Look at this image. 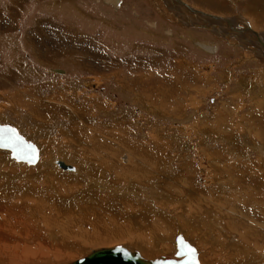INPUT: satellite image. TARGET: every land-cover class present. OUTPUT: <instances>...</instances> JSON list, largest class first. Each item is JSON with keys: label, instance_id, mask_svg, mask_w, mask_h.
I'll return each mask as SVG.
<instances>
[{"label": "rangeland", "instance_id": "obj_1", "mask_svg": "<svg viewBox=\"0 0 264 264\" xmlns=\"http://www.w3.org/2000/svg\"><path fill=\"white\" fill-rule=\"evenodd\" d=\"M182 1L238 27L248 21L264 41V0ZM168 3L119 0L114 8L103 0H0V124L33 142L42 162L18 164L0 151V191L7 192L0 203L11 208L12 221L19 216L27 239L37 234L0 243V264H60L115 245L140 250L145 259L168 256L174 246L167 232L175 228L171 239L186 236L185 224L197 213L207 222L221 218L213 233L222 244L240 239L232 225H255L250 215L264 226V189L255 192L252 181L236 177L245 182L240 186L214 164L264 160L261 46L240 31L244 26L225 37L186 26ZM201 20L191 24L208 23ZM197 41L213 44L214 53ZM242 154L248 160H239ZM52 158L77 173L55 169ZM230 215L238 216L232 225ZM164 220L170 229L159 228ZM45 230L55 245L69 235L72 246L52 263L30 253L47 243ZM197 233L187 238L203 260L208 246ZM218 246L210 259L228 262ZM20 251L28 257L17 263Z\"/></svg>", "mask_w": 264, "mask_h": 264}, {"label": "bare ground", "instance_id": "obj_2", "mask_svg": "<svg viewBox=\"0 0 264 264\" xmlns=\"http://www.w3.org/2000/svg\"><path fill=\"white\" fill-rule=\"evenodd\" d=\"M112 1V2H111ZM170 3H168L169 5V7H171V10L172 11H174V12H176L177 13V15H176V17L179 19V21L182 23V24H186V26L187 25H189L190 27H193V28H201V29H206V30H209L210 32H213V31H215L216 32V34H218V35H222V36H229L230 35V33L233 31V30H235V29H237V28H240V27H243V26H239L238 27V25L237 24H234V23H232L231 21H227L226 19H223V18H220V17H216V16H213V15H211V14H207V13H205V12H201V11H198V10H195V9H193V8H191L190 6H188V5H186L185 3H183V1L182 0H168ZM254 1V0H253ZM256 1V0H255ZM103 2L106 4V3H108V4H113L114 5V8L115 7H117L118 5H119V2H118V5L116 6L115 5V2L113 1V0H103ZM109 2H111V3H109ZM256 2H258V1H256ZM167 4V3H166ZM252 4V3H251ZM256 4V3H255ZM253 5H254V3H253ZM170 10V9H169ZM186 12H189L190 13V15H188ZM193 17H198L199 19L201 18V19H203L204 18V20H201L202 22H208V23H205V24H198V25H192L191 24V21H192V18ZM258 19V18H257ZM207 20V21H206ZM193 22V21H192ZM258 22H260V21H258ZM197 24V23H196ZM228 25L229 26H231V27H228ZM152 27H154V24H152L151 25ZM235 31H239V30H235ZM241 32H247V33H249L251 36L253 35V37H254V39L260 44V46H261V53H262V55L264 56V51H263V48H264V41L262 40V38L260 37V34L258 33V32H255V31H253L250 27H249V25H245L241 30H240ZM213 34H215V33H213ZM196 47H198L199 49H201L203 52H206V53H208V54H212V53H214V51H215V48H214V45L213 44H209V43H206V42H203V43H201V42H196V43H193ZM250 50V49H249ZM259 106L261 107V108H258L259 109V111L262 113V111H264V106L262 105L261 106V104H259ZM259 112V113H260ZM254 125L255 124H257V122L256 121H253L252 122ZM15 130L17 131V129L15 128ZM264 131V130H263ZM17 133H19L20 134V132H18L17 131ZM21 135V134H20ZM22 136V135H21ZM23 137V136H22ZM25 138V137H24ZM257 140V139H256ZM33 143V142H32ZM103 143V142H102ZM256 143V142H255ZM261 145V144H260ZM36 146V145H35ZM37 147V146H36ZM105 147V146H104ZM255 148H257V149H259V150H261L260 148V146L259 145H256L255 146ZM264 148V147H263ZM37 149H38V152H37V161L34 163V164H32V165H26V166H38L39 164H42V162H41V155H40V150H39V148L37 147ZM0 151H2V152H7L8 153V151H6L5 149H0ZM238 152V151H237ZM239 154V153H238ZM261 154H263V151L261 152ZM242 156H243V154H242ZM11 159V158H10ZM54 159H57V158H52L51 159V161H49V164L51 163V165L55 168V169H60V168H58L56 165H54ZM238 159L239 160H243V161H245L246 159L248 160V158L247 157H245V156H243V157H238ZM11 160H13V159H11ZM15 163H18V164H22L21 162H18V161H15V160H13ZM61 161H63L62 159H61ZM261 161H262V164H263V166H264V160H263V158H261ZM247 162H249V161H247ZM255 162V161H254ZM260 162V161H259ZM63 163L67 166V167H64V169H61V170H65L66 172L67 171H69V172H75L76 171V169L75 168H73V167H71L72 169H69V165H68V163L66 162V161H63ZM24 164V163H23ZM215 165H217L219 168H225V169H227V171H228V176H230V175H232L233 177H232V179L231 180H233V182H237V183H240V186L242 185L243 186V184H245V180H248V181H252V183H253V186L251 187L252 188V190H254L255 192H260V193H262L263 192V189H264V171H263V169L260 167L261 165H257V164H251V163H249V164H244L243 162L242 163H240V164H234V166H221V165H218V163H214ZM53 167H52V169H53ZM222 168H221V170H222ZM230 169V170H229ZM54 170V169H53ZM76 173H77V171H76ZM236 177H238V178H240L241 180L243 179L244 181H237V180H235V178ZM261 180V181H260ZM224 181V180H223ZM98 187V186H97ZM245 187V186H244ZM31 189V188H30ZM247 189V188H246ZM2 190V189H1ZM125 190H127V189H125ZM218 190V189H217ZM226 190V189H225ZM237 190V189H236ZM130 191V190H129ZM1 192V191H0ZM181 192V191H180ZM219 192V191H218ZM2 193V197L4 198V199H6L7 198V192H5V191H3V192H1ZM132 193V192H131ZM221 194V193H220ZM218 195V194H217ZM224 195H225V193H224ZM250 196V195H249ZM255 198V197H254ZM258 198V197H257ZM20 199V198H19ZM176 200V199H175ZM207 200V199H206ZM242 200V199H241ZM262 200H263V197H261L260 198V201L262 202ZM217 201V200H216ZM264 201V200H263ZM60 202V201H59ZM58 202V203H59ZM200 202V201H199ZM210 202V201H209ZM209 202H206V204L208 203L209 204ZM51 203V202H50ZM201 203H202V201H201ZM1 204V203H0ZM3 204V203H2ZM0 205V209H2V210H4V212L3 213H1L0 212V216H2L3 217V220H4V222L3 221H0V243H3L5 240H8V241H11V240H15V241H18V242H20V243H22V242H24L25 240L26 241H29V240H31V239H33V238H35L36 237V235L34 236L33 234H32V237L33 238H30V239H27V237L25 236V231L26 230H24V227H22L21 225L23 224L21 221H17V219L19 218V216H15L14 218H15V220L14 221H12V219L9 217V216H7V214H9L8 213V211L9 210H11V208L9 207V206H5V205ZM55 205V204H54ZM57 206V205H56ZM184 207V206H183ZM197 207V206H196ZM200 207H201V205H200ZM203 207H205V205H203L202 204V209H206V208H203ZM190 208H192V207H190ZM201 208H197V211H199V212H202V213H204V211H202V209ZM14 209V208H13ZM192 209H194V207L192 208ZM251 210V209H250ZM13 211V210H12ZM193 211V210H192ZM181 212V211H180ZM179 212V217H180V219H184V216H182V214ZM206 212V211H205ZM261 212H263L264 213V211H261ZM14 213V212H13ZM178 213V212H177ZM197 213V212H196ZM257 214H259V212H256ZM17 214H22V213H20V212H17ZM198 215L197 216H195V214L193 215V214H191V217L190 218H188V222H189V225H190V227H188L187 228V224H185V233H186V236H184V235H182V233L181 232H178V230H177V232L178 233H180L181 234V236L183 237V239H185V240H187L188 241V243L189 244H191V246L194 248V246H193V240H191V239H188V238H190V237H192L191 236V234H194L195 232H198L197 234H198V237H200L201 239L200 240H198V241H200V244L202 243H205L207 246H208V248H207V251H205L204 252V255L206 254L207 256H206V259H204L205 258V256H204V258H203V260L202 259H200L199 258V252H198V250H196V248H194V250H195V254H196V260H197V263L198 264H200L199 263V260H198V258L200 259V260H202L203 261V264H227L228 262L229 263H231V264H264V246L262 245L263 244V241H264V226L263 227H261V225L259 224V225H257V223H256V221H254V218H253V215H250V220L252 221V222H254L255 223V225L254 226H246V225H244V226H241V225H232L233 224V222H234V220L238 217V216H236V215H230L229 216V219H230V225H232V232L233 233H235V235L238 237H240V241H242V242H244V243H248V245H246L245 246V244L244 243H240V242H238L239 240L237 239V241L235 240V238H234V236H231L229 239H228V243H224V244H222V243H219L217 240H216V238H215V234L213 233V229H215L216 227H218L217 226V224L219 225V222H216V220H218V219H221L220 217H217L215 214H212V216L213 215H215L216 216V218H214V216L212 217V218H210L209 217V221L207 222V220H203V219H200L199 220V217H200V215H199V213H197ZM177 215V216H178ZM189 215V214H188ZM203 215H205V214H203ZM207 215H210V214H207ZM6 216V217H5ZM261 217H262V219L264 220V214H261ZM134 219V218H133ZM153 220H155V219H153ZM173 220H174V218H173ZM162 221V220H161ZM136 222V221H135ZM134 222V223H135ZM220 222H222V220H220ZM262 222V221H261ZM175 223H176V225H177V227H179L181 224H182V222H178V220H175ZM183 223H186L184 220H183ZM260 223V222H259ZM263 223V222H262ZM261 223V224H262ZM200 224H202L203 225V228L204 229H202L201 227L200 228H197V227H199V225ZM158 225L160 226L159 228L160 229H165L166 230V227H167V229H170V224L168 223V222H166V220H164L163 222H159L158 221ZM188 225V226H189ZM229 225V226H230ZM59 226V225H58ZM221 226V225H220ZM261 227V228H260ZM220 228V227H219ZM46 229H49V227H47ZM147 229V228H146ZM143 230H144V228H143ZM171 231H168L167 232V237H169L168 239L169 240H171V242H170V244L172 245L173 244V246H174V243H173V239H171L172 238V236L174 235V230H175V228L174 229H170ZM173 230V231H172ZM147 231V230H146ZM15 232V233H14ZM45 234L43 235L44 236V238H45V240L47 241V243H45V244H38V243H36V245H37V247L36 248H32V251L30 252L33 256L32 257H35V258H38V260H40V259H42V258H44L45 260H47V261H50V263H52V260H53V258L54 257H56V258H58V257H60V256H63L62 254H65L64 252L62 253L61 252V250L63 249V248H65V249H68V248H72V246L71 245H69L68 246V244L67 243H70L68 240H69V235L68 236H66L65 238L64 237H62L61 239H60V243H57L56 245H55V235L53 234V233H51V232H47V230H45ZM149 232H151L150 231V229H149ZM171 232V233H170ZM8 233H10V234H13V235H15V236H11L10 234H8ZM118 233V232H117ZM170 233V234H169ZM150 234V233H149ZM154 234V233H153ZM201 234V236H199ZM144 235H146V234H144ZM228 235V234H227ZM230 235V234H229ZM46 236V237H45ZM121 237V234H118V237L117 236H115V237H113V238H120ZM125 237V236H124ZM165 237V236H164ZM188 237V238H187ZM238 237V238H239ZM42 238V237H41ZM40 238V239H41ZM66 238H68V240H66ZM109 238H112V237H109ZM123 238V237H122ZM144 238V237H143ZM193 238V237H192ZM129 239V238H128ZM136 239V238H135ZM140 239V238H139ZM194 240H196V238H193ZM198 239V238H197ZM243 239V240H242ZM151 239H149V241H150ZM156 241V242H159L160 240H162L161 238H159L158 236L157 237H154L153 236V239H152V241ZM43 243H44V241H43ZM51 244V245H50ZM65 244H67V245H65ZM142 245H143V243H141ZM140 244V245H141ZM150 244H151V242H150ZM196 244V243H195ZM240 244H242V245H240ZM217 245H219V246H222V249H220V250H222V254L223 255H226L228 258H229V260H228V262H226V261H221L222 260V258H221V260H219L220 258H219V256H218V260L216 259L215 261H213V260H211L210 259V257L211 256H213L212 255V253H214L215 251L214 250H216L217 251ZM121 246V245H120ZM137 246H139V245H137ZM218 246V247H219ZM121 247H123V248H126V249H128V250H133L131 247H124V246H121ZM1 248V247H0ZM112 248V247H111ZM110 247L109 248H99V249H111ZM139 248L141 249V247L139 246ZM219 248H221V247H219ZM149 249H151V248H149ZM173 249V248H172ZM204 249V248H203ZM145 250V249H144ZM147 250H148V248H147ZM146 250V251H147ZM152 250V249H151ZM174 250V249H173ZM260 251V252H254V251ZM63 251V250H62ZM134 251H136L138 254H139V256L140 257H142V256H144L142 253V256L140 255V253H139V251L138 250H134ZM219 251V250H218ZM142 252H143V250H142ZM24 254H26V253H24ZM87 254V253H86ZM221 254V253H220ZM0 255H2V249H1V251H0ZM219 255V254H218ZM24 256H26V257H28L27 255H24ZM23 255H22V252L20 251L19 253H17V255L15 256V258L16 259H18V260H14V259H12L13 261H17V263L18 262H22V259L21 258H23L24 257ZM217 256V255H216ZM221 257H222V255H220ZM164 257H171V253L168 255V256H164ZM240 257L241 258H244L245 259V261H244V259H243V261L242 260H240ZM143 259H145L144 257H142ZM157 258V257H156ZM212 258V257H211ZM56 260V259H55ZM261 260V261H260ZM44 261V260H43ZM69 262V261H68ZM47 263V262H46Z\"/></svg>", "mask_w": 264, "mask_h": 264}, {"label": "water", "instance_id": "obj_3", "mask_svg": "<svg viewBox=\"0 0 264 264\" xmlns=\"http://www.w3.org/2000/svg\"><path fill=\"white\" fill-rule=\"evenodd\" d=\"M114 2L117 6L119 0H114ZM228 27L231 26L228 25ZM0 149L8 151L9 158L26 165L34 164L38 158V149L35 144L22 137L14 127L8 124H0ZM29 160L31 163L28 162ZM54 165L60 169L67 167L60 159H54ZM69 169L72 168L69 166ZM173 243L174 250L171 252V257L158 256L153 259H143L136 251L115 245L111 249H92L77 259L60 264H198L194 248L183 239L180 233L174 236ZM116 248L124 249L128 255L116 252ZM189 249H191L190 252ZM178 251L188 254L178 256Z\"/></svg>", "mask_w": 264, "mask_h": 264}, {"label": "snow or ice", "instance_id": "obj_4", "mask_svg": "<svg viewBox=\"0 0 264 264\" xmlns=\"http://www.w3.org/2000/svg\"><path fill=\"white\" fill-rule=\"evenodd\" d=\"M28 162L31 163V160H29ZM115 251L118 252V253H122V254L125 255V256L128 255V253H127L124 249H122V248H116ZM190 251H191V249H189V252H190ZM187 254H188V253H185V252H183V251H178V252H177V255H178V256H185V255H187Z\"/></svg>", "mask_w": 264, "mask_h": 264}, {"label": "flooded vegetation", "instance_id": "obj_5", "mask_svg": "<svg viewBox=\"0 0 264 264\" xmlns=\"http://www.w3.org/2000/svg\"><path fill=\"white\" fill-rule=\"evenodd\" d=\"M216 1H219V0H216ZM247 1L248 0H244V2L243 3H247ZM219 6V5H218ZM218 6H216V8H218ZM225 17V18H224ZM223 17V19H226V20H230V21H233L234 22V24H237V23H235L236 21L235 20H233V19H231V18H229V17H227V16H224ZM236 19V18H235ZM242 21V22H241ZM241 21H240V23H242L240 26H245V25H249V22L248 21H245V20H242L241 19ZM156 28V27H155Z\"/></svg>", "mask_w": 264, "mask_h": 264}, {"label": "crops", "instance_id": "obj_6", "mask_svg": "<svg viewBox=\"0 0 264 264\" xmlns=\"http://www.w3.org/2000/svg\"><path fill=\"white\" fill-rule=\"evenodd\" d=\"M188 1H190L191 3L197 4V3H201V1H206V0H188ZM183 3L189 6V4H187L186 2L183 1Z\"/></svg>", "mask_w": 264, "mask_h": 264}]
</instances>
